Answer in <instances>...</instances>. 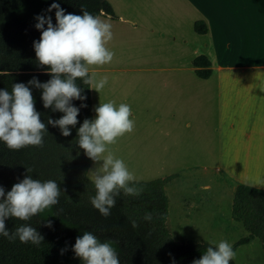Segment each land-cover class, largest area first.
Wrapping results in <instances>:
<instances>
[{
    "label": "crops",
    "instance_id": "obj_1",
    "mask_svg": "<svg viewBox=\"0 0 264 264\" xmlns=\"http://www.w3.org/2000/svg\"><path fill=\"white\" fill-rule=\"evenodd\" d=\"M107 1L116 17H98L112 26L114 55L89 66L108 77L100 93L90 89L92 116L99 100H113L129 104L134 120L108 146L113 154L135 180L175 175L166 189L193 177L204 194L186 197L187 211L208 202L215 181L230 192L264 189V0ZM199 21L207 33L195 30ZM199 56L211 62L208 78L196 74Z\"/></svg>",
    "mask_w": 264,
    "mask_h": 264
},
{
    "label": "trees",
    "instance_id": "obj_2",
    "mask_svg": "<svg viewBox=\"0 0 264 264\" xmlns=\"http://www.w3.org/2000/svg\"><path fill=\"white\" fill-rule=\"evenodd\" d=\"M53 2L59 3L66 13L80 14L83 9L95 16L116 17L107 0H0V88L11 91L13 82L27 83L33 76L41 82L50 78L45 71L47 66H37L33 41L40 37V31L34 27V17L45 14ZM54 13V9L46 13L52 17L53 24ZM195 30L204 34L208 27L199 21ZM193 64L200 78L210 77L211 62L206 57H196ZM76 83L87 96L88 105L78 114V128L83 119L92 117V110L89 85L83 84L79 78ZM32 94L42 121L47 123L49 116L58 118L62 115L59 111L43 108L39 90L33 88ZM73 103L79 106L81 102L75 100ZM46 127L43 144L39 146L10 149L0 142V186L6 192L25 175L42 181L55 180L61 188L57 204L27 221L15 217L6 220L10 232L20 224H30L41 233L43 241L34 245L22 243L18 238L10 240L0 236V264H82L71 246L83 231L92 232L102 242L112 241L120 264H171L172 260L175 264H191L210 246L207 241H176L168 228L170 201L165 187L175 175L149 181L135 180L143 191L136 196L121 191L115 197L116 204L110 215L102 216L89 200V196L95 194L88 176L93 161L75 145L76 128L64 137L58 127L47 124ZM146 212L152 213L151 220L144 219ZM232 214L249 232L248 237L233 245V250L256 237L264 248V189L237 185ZM49 220L51 227L45 226ZM66 246L67 250L61 254L60 250ZM230 264L236 263L232 260Z\"/></svg>",
    "mask_w": 264,
    "mask_h": 264
},
{
    "label": "clouds",
    "instance_id": "obj_3",
    "mask_svg": "<svg viewBox=\"0 0 264 264\" xmlns=\"http://www.w3.org/2000/svg\"><path fill=\"white\" fill-rule=\"evenodd\" d=\"M53 9L55 24L52 17L46 14ZM34 19V27L40 31L39 39L33 41L37 66H47L45 71L50 78L41 82L33 76L27 83L13 82L11 91L0 88V142L10 149L42 145L47 132L46 124L58 127L60 134L68 137L72 128H76L81 108L88 106L87 96L76 83L77 79L100 93L108 84V77L98 78L95 72L90 74L89 66L107 64L114 55L106 47L113 36L111 24L87 10L81 9L80 14L66 13L59 3L53 2L45 14H37ZM33 88L40 91L43 108L59 111L62 115L58 118L49 116L47 123L42 121L41 113L35 107ZM75 100L81 102L79 106L73 103ZM93 111L95 115L83 119L76 128L75 145L83 149L84 155L96 164L88 171L95 189V194L90 195L89 200L102 216L107 217L116 204L115 197L121 191L136 196L143 188L135 182L124 160L114 155L108 147L133 129L131 106L123 102L117 104L113 100H99ZM203 187L207 189L208 186ZM60 191L55 180L42 181L31 175H25L7 192L0 186V236L39 245L43 236L37 228L20 224L10 232L5 222L9 217L29 220L57 204ZM144 219L151 220L152 213L146 212ZM132 225L136 226L134 220ZM45 226L51 227L52 222L46 221ZM81 233L75 238L71 249L82 264H120L112 241L102 242L90 231ZM66 250L67 246L60 250L61 254ZM235 255L231 243L221 239L210 242V246L191 264H230ZM171 264H175L174 260Z\"/></svg>",
    "mask_w": 264,
    "mask_h": 264
},
{
    "label": "rangeland",
    "instance_id": "obj_4",
    "mask_svg": "<svg viewBox=\"0 0 264 264\" xmlns=\"http://www.w3.org/2000/svg\"><path fill=\"white\" fill-rule=\"evenodd\" d=\"M121 155L129 156L127 153ZM197 174L201 177L199 172ZM88 176H90V172ZM212 176L213 173L210 174V179ZM192 178L188 182L186 181V185L169 186L166 189L170 201L167 224L173 238L176 241L184 242H218L221 239H225L233 247L237 241L248 237L249 232L244 228L242 223L233 218L232 206L235 190L228 191L225 184L219 181L212 183L210 181L213 189L208 191V202L205 205L196 203L193 204L194 210L187 211L185 209L186 197L189 200L192 198L197 200V198L199 199L204 194L201 190L192 187L194 183ZM216 192H218V197ZM185 211H187V214ZM253 239L258 240L259 238ZM259 241L260 244L254 241L253 243L239 245L234 250L236 255L233 260L235 263L264 264V248L260 239Z\"/></svg>",
    "mask_w": 264,
    "mask_h": 264
}]
</instances>
